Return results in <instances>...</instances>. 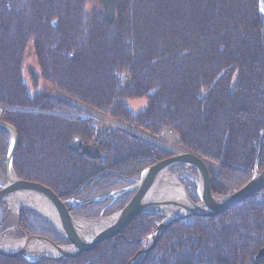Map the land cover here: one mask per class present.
<instances>
[{
	"label": "trees",
	"instance_id": "16d2710c",
	"mask_svg": "<svg viewBox=\"0 0 264 264\" xmlns=\"http://www.w3.org/2000/svg\"><path fill=\"white\" fill-rule=\"evenodd\" d=\"M88 3L0 0V120L16 129L12 166L21 179L83 204L69 206L70 214L96 217L130 195L94 199L171 156L125 130L98 127L97 117L71 102L155 138L174 131L179 149L219 164L210 176L216 194L238 190L256 166L264 170V0H117L113 15L87 11ZM29 43L39 79L64 98L30 93L21 72ZM139 97L147 109L133 114L126 100ZM77 138L98 154H81ZM8 146L0 128L3 170ZM180 181L197 202L196 183ZM159 220L140 214L75 258L0 257V264H264L255 258L264 247V189L215 217L175 222L146 257L135 256ZM18 227L68 243L32 211H21Z\"/></svg>",
	"mask_w": 264,
	"mask_h": 264
},
{
	"label": "water",
	"instance_id": "95a60500",
	"mask_svg": "<svg viewBox=\"0 0 264 264\" xmlns=\"http://www.w3.org/2000/svg\"><path fill=\"white\" fill-rule=\"evenodd\" d=\"M260 11L261 13H263L262 8H260ZM0 127L5 128L10 135V144L5 160V184L0 188V202H7V199L19 194L27 196L35 194L41 196L53 208V211L56 214L57 221L45 217L41 214L40 211L30 207L19 208L15 212V215L18 217L21 209L32 210L47 219L53 225V227L68 241V244L57 245L50 239L39 235H24L23 238L21 237L20 239L14 240L6 239L9 240V242H11L12 244L9 245V247L0 245V257L23 256L30 262H37L43 259L60 261L75 258L80 256L82 253L95 248L97 245L103 243L104 241L117 236L138 215L143 213L160 215L163 219L156 225L155 229L147 234L142 240L144 243L150 244L146 248H141L135 255L137 257L140 255L146 257L150 250L153 248L154 244L158 241V239L176 220L186 219L190 217H215L264 189V170L259 172L255 167L250 179L238 190L226 195L214 194L210 190L209 172L205 163L191 153L180 152L170 158L161 160L154 165L146 168L142 171L138 180H136L130 186L125 187L121 191L112 192L107 196L96 198L93 200H117L127 194L135 192L121 209L105 217H75L70 214L69 209L67 208L68 205H71L72 200L62 201L49 188L38 183L24 181L18 178L12 166L13 153L17 146V133L14 127L7 123L0 121ZM263 140L264 135L261 138L260 145ZM151 142L153 143V141ZM81 153L90 157H95L97 154L96 151L93 153L89 149H83ZM181 164L191 165L198 172V202H193L189 198L185 191V187L179 182V180L176 179V176L172 175L169 172V169ZM164 173L167 174L168 178H175V183H171L174 184V186H177L178 189H180V191L184 195L185 201L187 202V205L168 203V205L178 206L182 209V213L175 215V217L173 218H169L166 215L167 210H165L164 207L161 206L162 203H155L152 201L153 190H155L156 185L160 182V179L162 177L161 175ZM82 205L83 204H77V206ZM163 206L166 207L165 204H163ZM7 208L11 209L8 206ZM158 209H161L160 214L155 211ZM82 222L91 223L92 226L97 230L89 238V240H84L80 236L81 226L79 225V223ZM39 246H42L44 248L43 252L36 250V248H38ZM262 257H264V247L261 248L255 256V258Z\"/></svg>",
	"mask_w": 264,
	"mask_h": 264
},
{
	"label": "rangeland",
	"instance_id": "374dc122",
	"mask_svg": "<svg viewBox=\"0 0 264 264\" xmlns=\"http://www.w3.org/2000/svg\"><path fill=\"white\" fill-rule=\"evenodd\" d=\"M116 3H117V0H89V3L87 4V7H86V10L87 11H90L92 8H96L97 10L101 11L103 14L105 15H113L114 14V9H115V6H116ZM21 72H22V77H23V81L24 83L28 86L29 90H30V93L31 94H42V95H51V96H54V97H60V98H64L65 95L56 90V88L49 82H46V81H43L41 79H39V67L37 65V61H36V57L34 55V50H33V45L31 43H29L25 50H24V58H23V65H22V69H21ZM36 76V78H35ZM130 79V76H127L125 78V80H129ZM127 104H128V107L129 109L131 110V112L133 114H138V113H142V112H145L146 109H147V100L145 97H139V98H130V99H127ZM71 104L79 109H81L82 111H85L87 113H90V114H93L95 117L98 118V127H100L101 125H104V126H109L113 129H122V130H125L127 132H131V131H135V132H140V133H143V134H146L140 130H137V129H134L130 126H128L127 124L125 123H122V122H119V121H116V120H113L107 116H104L103 114L101 113H97V112H94L93 110H91L89 107L87 106H84V105H81L79 103H76V102H71ZM79 105L83 106V107H86L88 109L91 110V112L83 109L82 107H79ZM2 111V109L0 108V112ZM1 122H4L2 120H0ZM112 121L114 122H117L120 124L119 127H115L112 123ZM4 123H7V122H4ZM9 124V123H7ZM11 125V124H9ZM12 126V125H11ZM13 127V126H12ZM1 128V127H0ZM5 129V128H3ZM15 129V128H14ZM167 129V128H166ZM164 129L163 132H162V139H159V138H155L151 135H148L150 137H152L154 140H157L159 141V145L156 144L155 142H153L154 145H158L159 147H163L162 149H164L165 151H168L171 153V156H174L175 154H178L177 151H180V152H185L181 149H179L176 144L179 142V137L178 135L170 130V129H167L169 131H172L175 133L176 135V139L173 140L171 142V147L173 148V150H170V149H166L164 148V146H162L161 143H165L167 142L168 143V140L167 138L164 136V131L166 130ZM6 130V129H5ZM7 131V130H6ZM16 131V129H15ZM8 132V131H7ZM17 133V132H16ZM9 134V132H8ZM264 135V134H263ZM139 136L140 138L148 141V142H151L149 141L148 139H145L143 138L142 136L140 135H137ZM263 137V136H262ZM77 142H80L82 146H80V153L82 152L83 149H88L90 148V145L86 144V143H82L80 139H76ZM162 141V142H161ZM261 141V140H260ZM17 143H18V136H17ZM152 143V142H151ZM9 144H10V135H9ZM17 147V146H16ZM9 148V146H8ZM16 149V148H15ZM96 151V150H95ZM179 152V153H180ZM96 153L98 154V152L96 151ZM189 153V152H188ZM14 154V153H13ZM82 154V153H81ZM96 154V155H97ZM192 154V153H191ZM194 155V154H193ZM7 156V155H6ZM90 157V156H89ZM168 157V158H170ZM197 157V156H196ZM166 159V158H165ZM200 159V158H199ZM6 160V159H5ZM203 161V160H202ZM159 162V161H158ZM204 162V161H203ZM157 163V162H156ZM206 167H207V170L209 172V182H210V176H211V173H217L218 172V169H219V164L217 163H214V162H210V161H206L204 162ZM155 164V163H154ZM152 164V165H154ZM150 165V166H152ZM181 165H184V169L183 171L182 170H179V169H175V167L177 166H174L172 167L171 169H169V172L176 176V179L180 181V178L181 179H186V180H191L195 183H197L198 179H199V175H198V172L196 169H193L192 166H188L187 164H181ZM148 166V167H150ZM146 167V168H148ZM146 168L142 169L145 170ZM256 168L258 169V167L256 166ZM14 170V169H13ZM141 171V173H142ZM259 171V170H258ZM15 172V171H14ZM261 172V171H259ZM16 173V172H15ZM140 173V175H141ZM17 175V174H16ZM18 176V175H17ZM18 178H20L18 176ZM140 178V176H139ZM138 178V179H139ZM21 179V178H20ZM137 179V180H138ZM24 180V179H22ZM24 181H27V180H24ZM136 180H134L131 184H133ZM29 182H32V181H29ZM34 183H37V182H34ZM5 184V163H4V170H3V167H1L0 165V188L1 186H3ZM40 184V183H38ZM130 184V185H131ZM42 185V184H41ZM128 185V186H130ZM42 186H45V185H42ZM127 186V187H128ZM47 187V186H45ZM49 188V187H47ZM50 189V188H49ZM51 190V189H50ZM53 192V191H52ZM212 192V191H211ZM234 192V191H233ZM260 192V191H259ZM54 193V192H53ZM135 192L131 193V194H127V195H130V198L131 196L134 194ZM214 193V192H213ZM232 193V192H231ZM55 194V193H54ZM216 194V193H214ZM229 194V193H228ZM56 195V194H55ZM219 195V194H217ZM226 195V194H225ZM58 196V195H56ZM126 196V195H125ZM59 197V196H58ZM129 198V199H130ZM60 199V198H59ZM128 199V201H129ZM61 200V199H60ZM67 200H72V203L71 205H68L67 208L69 209V206L70 207H73V206H77L78 203H76L73 199H65V201ZM64 201V200H62ZM127 201V202H128ZM199 201V200H198ZM197 201V202H198ZM126 202V203H127ZM125 203V204H126ZM3 206L0 207V239H11V240H14V239H20L21 237L23 238L24 235L25 236H38V235H27L25 234L23 231H21L18 227V220H19V217H20V214H21V211L22 210H28V211H32V210H29V209H21L20 212H19V216L17 217L15 215V212H13V210L11 209H8L6 204L5 203H2ZM76 204V205H75ZM124 204V205H125ZM80 205V204H79ZM123 205V206H124ZM122 206V207H123ZM121 207V208H122ZM119 208V209H121ZM117 209V210H119ZM230 209V208H229ZM115 210V211H117ZM113 211V212H115ZM34 212V211H32ZM70 212V210H69ZM112 212V213H113ZM35 213V212H34ZM37 214L39 217H41L42 219H44L46 222H48L50 225H52L47 219H45L44 217L40 216L38 213H35ZM111 214V213H110ZM110 214H104V213H100L98 216L96 217H84V218H98V217H105V216H108ZM72 216H75V217H83V216H77V215H73L71 214ZM139 216V215H138ZM137 216V217H138ZM163 218H161L158 223L162 220ZM134 220V219H133ZM132 220V221H133ZM131 221V222H132ZM130 222V223H131ZM129 223V224H130ZM128 224V225H129ZM53 226V225H52ZM155 229V228H154ZM153 229V230H154ZM57 231V230H56ZM58 232V231H57ZM152 232V231H151ZM59 233V232H58ZM150 233V232H149ZM60 234V233H59ZM61 235V234H60ZM39 236H43V235H39ZM62 236V235H61ZM43 237H46V236H43ZM63 237V236H62ZM48 239H50L49 237H46ZM64 238V237H63ZM52 242H54L52 239H50ZM143 240V239H142ZM105 242V241H104ZM141 242V241H140ZM55 243V242H54ZM56 244V243H55ZM65 244H68V243H61V244H57V245H65ZM150 243H144L143 241L141 242V247L139 248V250L141 248H146L148 247ZM100 245V244H99ZM98 246V245H97ZM96 246V247H97ZM138 250V251H139ZM83 254V253H82ZM81 254V255H82ZM23 257V256H22Z\"/></svg>",
	"mask_w": 264,
	"mask_h": 264
},
{
	"label": "bare ground",
	"instance_id": "6f19581e",
	"mask_svg": "<svg viewBox=\"0 0 264 264\" xmlns=\"http://www.w3.org/2000/svg\"><path fill=\"white\" fill-rule=\"evenodd\" d=\"M79 107H82L83 109L91 112L90 109L86 108V107H83L81 105H79ZM113 125L115 127H119L120 124L117 123V122H114L112 121ZM130 134H132L133 136H136L139 138V136L137 135H140L142 136L143 138L145 139H148L149 141H153L155 142L156 144L159 145V141L157 140H154L152 137L146 135V134H143V133H140V132H135V131H131ZM164 136L167 138L168 140V143L165 142V143H161L162 146H164V148L166 149H170V150H173V148L171 147V142L173 140L176 139V135L174 132L172 131H169V130H165L164 131ZM162 142V141H161ZM151 143V142H150ZM153 144V143H152ZM262 144V143H261ZM159 147V146H158ZM161 148V147H160ZM163 148V147H162ZM178 153L180 151H177ZM85 155V154H84ZM188 165V164H187ZM184 166V165H183ZM191 167V165H188ZM185 168V167H184ZM192 168L194 169V167L192 166ZM183 171V170H182ZM161 179H160V182L156 185L155 187V190H153V194H152V201L157 203V202H160L162 203L161 206L164 207L165 210H167L166 212V215L169 217V218H173L175 217V215L177 214H181L182 213V209L181 207H178V206H174V205H168L171 204V203H175V204H183V205H187V202L185 201L184 199V195L183 193L180 191V189H178L177 186H174V184H172L171 182L175 183V178L171 177V178H168L167 177V174H162L161 175ZM184 187L185 185L179 181ZM186 189V187H185ZM196 190H197V183H196ZM186 191V190H185ZM158 192V193H157ZM187 193V191H186ZM154 195V196H153ZM158 195V196H157ZM188 195V193H187ZM189 196V195H188ZM190 198V197H189ZM7 202H0V204L2 203H5L6 206H8L9 208H11V210H13V212H16L19 208L21 207H30V208H34L38 211L41 212L42 215H44L45 217H48L49 219L51 220H54V221H57V218H56V214L55 212L53 211V208L50 206V204L44 200L41 196H38V195H35V194H31L29 196L27 195H17V196H12L10 197L9 199L6 200ZM163 204L166 205L163 206ZM157 211L159 214L161 213V209H158V210H155ZM163 213V212H162ZM145 214V213H143ZM149 216H157L159 217L160 219L162 218V216L160 215H155V214H147ZM181 220V219H180ZM179 220H176L175 222H177ZM175 222H173L172 224H174ZM158 224V223H157ZM156 224V225H157ZM171 224V225H172ZM79 225L81 226V232H80V236L82 237V239L84 240H89V238L97 231L91 223H88V222H82V223H79ZM170 225V226H171ZM149 234V233H148ZM164 234V233H163ZM163 236V235H162ZM161 236V237H162ZM160 237V238H161ZM159 238V239H160ZM158 239V241H159ZM157 241V242H158ZM157 242L154 244L153 248L150 250L153 251V249L155 248ZM12 243L9 242V240H6V239H0V245L1 246H4V247H9V245H11ZM14 247V246H13ZM36 250L40 251V252H43L44 248L42 246H39L38 248H36ZM37 252V251H36ZM46 252V251H45ZM38 253V252H37ZM137 254V253H136ZM40 261V260H39Z\"/></svg>",
	"mask_w": 264,
	"mask_h": 264
}]
</instances>
